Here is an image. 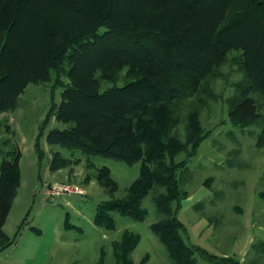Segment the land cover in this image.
I'll return each instance as SVG.
<instances>
[{
  "label": "trees",
  "instance_id": "16d2710c",
  "mask_svg": "<svg viewBox=\"0 0 264 264\" xmlns=\"http://www.w3.org/2000/svg\"><path fill=\"white\" fill-rule=\"evenodd\" d=\"M19 1L0 0V59L17 58L22 77L41 84L37 57L42 52L35 44H23L20 33L42 31L44 26L45 31H54L49 47L54 58L61 45L60 29L45 25L42 14L30 21L25 12L27 6L32 9L33 1ZM143 2H149V11L160 17L159 27L151 28L149 19L136 15L123 17L124 11ZM95 13L90 11L89 16ZM99 13V22L92 27L66 28L75 31V37L62 47L63 67L78 74L97 58L94 70L83 75L90 76L96 69L111 78L114 87L92 92L87 77L62 89L63 101L52 104L46 124L57 109L56 119L68 126L51 130L48 144L131 166L142 163L139 179L125 199L98 206L96 226L114 231V212L143 221L148 212L142 202L151 195L157 221L150 228L171 264H196L195 253L207 264H241L231 256L187 244L183 237L187 228L178 213L188 192L182 189L178 175L208 138L201 115L218 98L212 84L221 76L219 68L230 51L241 50L244 60L240 66L243 79L233 85L235 91L226 100L228 121L233 127L263 126L260 140L264 143V102L253 97L259 94L264 100V0H106ZM125 68L128 72L123 75ZM2 70L0 63V74ZM54 70L57 81L65 75L59 67ZM22 90L13 74L0 76V115L18 105ZM36 151L41 154L39 143ZM182 153L186 158L177 161ZM7 157L0 165V251L16 242L27 219L15 235L5 232L21 182L19 153L9 152ZM62 167L51 166L53 171ZM96 178L107 191L116 192L108 168L99 169ZM140 241L139 234L129 231L115 241V264H135L132 254ZM101 264H105L104 258Z\"/></svg>",
  "mask_w": 264,
  "mask_h": 264
},
{
  "label": "rangeland",
  "instance_id": "374dc122",
  "mask_svg": "<svg viewBox=\"0 0 264 264\" xmlns=\"http://www.w3.org/2000/svg\"><path fill=\"white\" fill-rule=\"evenodd\" d=\"M9 1L20 3L19 0ZM32 1V9L27 6L29 10L25 12L30 21H37L42 14L45 25L49 28L56 25L60 29L61 39L58 41L61 45L57 56L53 58L50 43L53 42L54 31H45L46 26L42 31H21L23 44H35L36 50L42 52L41 58L37 57L41 84H32L22 77L17 58L0 59L3 66L0 76L13 74L24 89L19 93L18 105L0 115V165L3 159L9 158L7 153L16 152L20 155L21 185L11 218V221H15L13 228H18L26 217L25 223L35 220L33 226H43L44 222L51 219L58 224L66 221V236L70 244L80 248L78 251L83 256L82 264H96L101 257V247L105 251V264H115L112 244L129 231L141 236L132 254L135 264H140L148 253L151 256L148 264H168V253L150 228L157 221L151 195L142 202V207L148 212L143 221H135L114 212V231L94 223L99 205L127 197L130 187L139 179L142 163L131 166L102 156L89 157L79 150L51 146L47 142L51 130L68 126L56 119L57 109L46 124L52 104L59 105L63 101L62 89L74 85L75 81H86L87 77L92 92L114 87L111 78L106 79L96 69L90 76L83 75L85 71L94 70L97 58L94 59L96 62L88 64L78 74H70L69 69L63 67L65 54L62 47L67 45V40L70 45L75 37V31H67L66 28L70 29L73 25L74 28L92 27L97 24L99 12L106 0ZM36 1L39 3L36 4ZM149 5V2L135 4L122 15L124 18L136 15L149 19L150 27L157 28L162 23L161 19L149 11ZM90 11L96 13L89 16ZM243 60L241 50L230 51L227 62L219 68L221 76L212 84L218 98L201 115L208 138L201 145L197 156L190 160L187 169L178 175L182 189L188 192L178 218L186 225L187 233L183 237L187 244L202 247L218 256H231L241 264H264V143L260 140L263 126L233 127L228 121L226 105V100L235 91L233 85L243 79L240 70ZM57 67L65 71L58 81L54 70ZM125 69L123 75L128 72V68ZM95 82L100 85L96 86ZM253 97L258 102H264L259 94ZM262 105L261 112L264 114ZM37 143L41 149L40 155L36 151ZM185 158L186 155L182 153L176 160ZM52 163L63 167L53 171ZM101 168L110 170L111 178L117 185L116 192L107 191L98 182L96 174ZM54 183L75 189L54 201L44 202L45 195L50 199L46 188L49 189ZM72 248L71 251L75 253V248ZM194 257L196 264H207L198 253Z\"/></svg>",
  "mask_w": 264,
  "mask_h": 264
},
{
  "label": "crops",
  "instance_id": "0c3cea01",
  "mask_svg": "<svg viewBox=\"0 0 264 264\" xmlns=\"http://www.w3.org/2000/svg\"><path fill=\"white\" fill-rule=\"evenodd\" d=\"M57 197L60 196L48 199L45 195L43 201H54ZM17 202L18 195L4 227L9 236L15 235L17 231L16 227L13 228L15 221H11ZM32 223H25L16 242L6 250L0 251V264H82L83 256L80 250L78 251L80 248L70 244V239L66 236V221L64 224H58L51 219L44 222L43 226H33ZM72 247L75 248V253L71 251ZM99 254L101 257L96 264H101L103 256L105 257L104 248H99ZM143 260L148 264L151 260L150 254H146ZM167 263L170 264L168 261Z\"/></svg>",
  "mask_w": 264,
  "mask_h": 264
},
{
  "label": "built area",
  "instance_id": "2783aa9c",
  "mask_svg": "<svg viewBox=\"0 0 264 264\" xmlns=\"http://www.w3.org/2000/svg\"><path fill=\"white\" fill-rule=\"evenodd\" d=\"M75 188L69 185H62L59 183H54L49 189L46 188L49 197L54 198L56 196H63L71 193Z\"/></svg>",
  "mask_w": 264,
  "mask_h": 264
}]
</instances>
